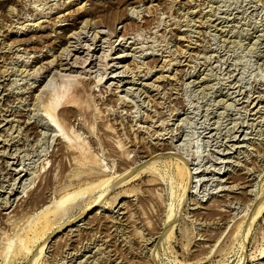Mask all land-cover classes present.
I'll return each instance as SVG.
<instances>
[{
  "label": "rangeland",
  "instance_id": "1",
  "mask_svg": "<svg viewBox=\"0 0 264 264\" xmlns=\"http://www.w3.org/2000/svg\"><path fill=\"white\" fill-rule=\"evenodd\" d=\"M263 234L264 0H0V264H262Z\"/></svg>",
  "mask_w": 264,
  "mask_h": 264
},
{
  "label": "bare ground",
  "instance_id": "2",
  "mask_svg": "<svg viewBox=\"0 0 264 264\" xmlns=\"http://www.w3.org/2000/svg\"><path fill=\"white\" fill-rule=\"evenodd\" d=\"M99 4V3H98ZM82 6V5H81ZM66 44V43H65ZM64 48V47H63ZM69 53V52H68ZM49 61V60H48ZM72 65V64H71ZM66 67V66H65ZM64 94V93H63ZM52 95V94H51ZM65 95V94H64ZM75 102V101H74ZM70 103H73V100H71V98L69 97L68 98V96H63L62 94H61V96H55V95H52L51 97H50V99H49V101H48V103H47V105H46V108H45V111L44 112H46L47 113V115L49 116V118H52L51 119V122H53V120H55V115H54V110L58 107V106H61L62 107V112H64V115H67L68 113H72V111H73V106L74 105H72V104H70ZM75 104V103H74ZM67 106H69L68 108H65V107H67ZM65 108V109H64ZM59 109V110H60ZM60 110V111H61ZM75 110V109H74ZM72 114H74L75 115V111H74V113H72ZM71 117V116H70ZM50 122V121H49ZM55 122V121H54ZM56 126H54V127H52V129H53V133H54V131H55V133L56 134H58L57 136H60V138H65L64 140H66L65 142H66V145H67V149L68 148H73V149H76V144H75V142H73L72 141V139H70V137H64L63 135V132H62V127H60L58 124H55ZM71 127V126H70ZM61 128V129H60ZM8 135V134H7ZM54 137V136H53ZM62 141V140H61ZM58 142V141H57ZM64 142V143H65ZM56 143V142H55ZM60 143V142H59ZM81 147V146H80ZM57 151V150H56ZM65 152V151H64ZM72 152H73V150H72ZM76 152H78L79 154H76L75 156H73V161H77V164H78V166L81 168V169H83V170H81V171H79V173H77V175H79V174H81L82 172L84 173V175L85 176H83V178H85V180H83V182L85 183V182H89V180L91 179L92 180V178H95V179H98V174H97V172L95 171L96 169V167L92 164V162H94L93 161V158H92V155H89V154H85L86 156H81V150H78V151H76ZM162 152V151H161ZM63 153V152H62ZM71 153V152H70ZM81 153V154H80ZM163 153V152H162ZM75 154V153H74ZM96 162V161H95ZM96 165V164H95ZM181 169H185V167H184V165L182 164L181 166ZM147 168H149V169H147V170H151L152 169V166H149V167H147ZM180 169V170H181ZM144 171H145V169H144ZM148 173V172H147ZM187 173V172H186ZM97 174V175H96ZM97 177V178H96ZM100 177V176H99ZM129 177V176H128ZM86 178H90V179H86ZM100 179V178H99ZM102 179V178H101ZM100 179V180H101ZM128 179V178H127ZM74 180V179H73ZM102 181H104V180H102ZM102 181H100V183L102 182ZM25 182V181H24ZM72 182V181H71ZM81 182H82V180H81ZM97 182V181H96ZM98 182H99V180H98ZM80 183V180L78 181V183L76 184V185H78ZM70 185H71V183H69ZM101 184H103V183H101ZM74 185V186H73ZM73 185H71L72 186V189H69V190H67L65 193H62V194H59L60 196H59V199L58 200H53L52 202H50V204H46L45 206H44V208H43V206L42 207H40V211L38 212L37 211V213H34V216H30L31 218H30V220L31 221H34V220H37L38 222V224H36V225H34L33 227L31 226V227H29L28 226V223H30V220H27L26 221V227H28V229H27V231H32V232H36L37 230L39 231V232H47V231H49L50 229L51 230H53L54 228H56V226L57 227H61V226H63L61 223H60V221H61V217H63V214L65 213L66 214V212H67V209H69V208H71L70 206H72V205H67V202H69V201H72V199H75V181H74V184ZM94 185H95V183H94ZM99 185V184H98ZM97 185V186H98ZM22 187V186H21ZM89 190H90V188H89ZM94 190V189H93ZM88 191V190H87ZM39 196V195H38ZM125 197H128V196H125ZM15 198V197H14ZM52 200V199H51ZM33 202H36V199L34 200L33 199ZM41 202V201H40ZM43 202V201H42ZM124 202V201H123ZM19 204V203H18ZM45 203H43V205H44ZM35 205H37L36 203H35ZM40 206L42 205L41 203L39 204ZM89 205H90V203H89ZM89 205L87 206V208L89 207ZM213 207V206H212ZM11 208V207H10ZM14 209V208H13ZM36 209V208H35ZM35 209H34V211H35ZM85 210H86V208H84ZM220 210V209H219ZM66 211V212H65ZM210 211H211V209H210ZM36 212V211H35ZM11 213V212H10ZM69 213V212H68ZM67 213V214H68ZM32 214V213H31ZM30 214V215H31ZM42 214V215H41ZM8 215V214H7ZM39 215H41V216H39ZM69 215V214H68ZM67 216V215H66ZM70 216V215H69ZM65 217V216H64ZM63 217V218H64ZM10 219V218H9ZM65 219V218H64ZM12 220V219H11ZM28 222V223H27ZM25 223V222H24ZM91 224V223H90ZM24 225V226H25ZM89 225V224H88ZM15 226H17L16 224H15ZM14 226V227H15ZM23 226V227H24ZM18 227V226H17ZM16 227V228H17ZM26 227H24V228H26ZM58 228V229H59ZM21 230V229H20ZM50 232V231H49ZM16 234H18V230L16 229V232L13 234L14 236H16ZM264 235V234H263ZM13 236V237H14ZM33 236V235H32ZM26 237L24 236L23 237V239L22 240H20V241H18V244H16V246L14 247V249H13V251L14 252H16V251H18V250H20V249H22L23 248V246H25L24 244H23V242H25V239ZM34 238V237H33ZM31 243V242H30ZM23 244V245H22ZM23 250V249H22ZM13 252V253H14ZM97 253V252H96ZM16 254V253H15ZM7 255V254H6ZM260 255H262V257H264V248L261 250V252H260ZM3 256H5V255H3ZM5 258H6V256H5ZM13 259V258H12ZM262 264H264V262L262 263Z\"/></svg>",
  "mask_w": 264,
  "mask_h": 264
}]
</instances>
